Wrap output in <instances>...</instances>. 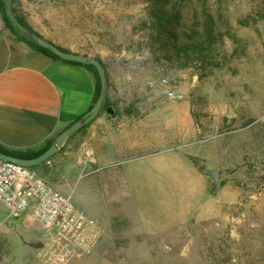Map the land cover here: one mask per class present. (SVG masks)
<instances>
[{
  "label": "rangeland",
  "instance_id": "1",
  "mask_svg": "<svg viewBox=\"0 0 264 264\" xmlns=\"http://www.w3.org/2000/svg\"><path fill=\"white\" fill-rule=\"evenodd\" d=\"M47 2L56 6L48 12L52 23H45L52 30L41 32L61 47L75 40L78 52L122 68L121 75L130 76L135 86L129 98L147 100L148 94L149 102L158 100L150 116L164 136L149 146L151 159L158 163L163 158L167 164L153 177L123 174L130 163L117 160L99 164L93 172L88 166L68 170L62 178L69 189L61 193L69 195L76 207L91 217L100 212L117 217L120 224L117 236L102 238L94 252L77 264H264V0H162L168 12L178 14L174 23L178 45L187 42L184 35L192 34L193 28L211 43V62L184 65V57H165L171 46L158 44L161 34L152 11L160 4L155 0H41ZM206 19L210 35L203 30ZM163 76L182 93L181 100L171 103L150 93L147 81ZM181 102L188 105L193 121L190 142L177 117ZM182 152L192 157L201 174L217 170L215 192L205 176L217 205L207 203L170 243L154 246L135 240L133 235L142 229L135 219L146 221V233L155 229L156 219L172 212L178 200L198 201L195 171L187 160L178 162L174 157ZM110 172L120 186L115 191L119 198L102 206L88 185ZM155 174H162L163 186L157 185ZM41 230L39 242L45 236ZM30 243L33 240L16 226L0 220V264H40L37 245Z\"/></svg>",
  "mask_w": 264,
  "mask_h": 264
},
{
  "label": "crops",
  "instance_id": "2",
  "mask_svg": "<svg viewBox=\"0 0 264 264\" xmlns=\"http://www.w3.org/2000/svg\"><path fill=\"white\" fill-rule=\"evenodd\" d=\"M11 5L14 14L29 28L58 44L41 32V30H52V27L46 29L45 23H52L48 12L56 6L48 2L43 4L41 0H11ZM73 24L71 22L68 25L72 27L71 35L75 33ZM62 47L83 53V51L78 52L75 40L74 42L69 40L68 45ZM99 59L105 67L108 79L106 99L113 107L115 115L110 116L105 111L99 112L79 131L67 137L54 154L32 169L36 175L60 192L68 193L69 188H66L62 181L67 171L72 169L82 171L84 166L90 167V172H93L98 169L99 164L106 165L123 160L122 162L130 163L129 167L123 168V171H126L123 174L128 172L135 174L136 177L142 176L141 178L153 177L155 172L162 173L164 166H167L163 158L158 163L153 161L151 159L153 152L149 150L154 139L164 138L162 129L158 126L155 129V118L152 119L150 116L158 100L151 103L147 95L148 101L144 99L134 101L129 98L135 93L131 77L128 75L124 77L121 75L122 68L107 65L101 58ZM94 92L95 79L87 68L53 59L17 40L5 26L0 12L1 147L23 152L42 150L58 133L79 119L91 107ZM180 104L176 110L181 116L177 117H180L185 124L184 133H187L186 138L189 139L187 142H190L194 136L193 121L188 115V105L185 102ZM187 142L184 145H187ZM189 156L186 152H182L174 157L178 162L187 160L191 164L189 165L192 171H195V179L200 191L198 201L178 200V205L171 209L172 212L169 211L166 217L156 219L155 229L146 233L143 226L147 224L146 221L135 219L136 225L142 226L140 232L133 235L135 240L141 239L154 246L170 243L174 241V236H177V231L185 229L187 221L191 220L195 213L200 214L207 203L217 205V199L207 190V176L199 172ZM155 176L158 177L159 183L157 181L154 183L163 186L162 174ZM116 179V175L110 172L88 185V190L93 197L97 195L102 206L106 203L110 204L114 197H118L119 194L115 191H118L120 186L117 185ZM102 213L103 215L100 212L94 217L102 227V238L104 241H109L112 239L111 236L120 233L118 229L120 224L117 217ZM0 220L12 223L21 233L29 236L33 240L30 247L37 245L36 249H38L41 245L39 242L42 236L41 227L33 222L29 212L16 218L11 217L0 204ZM77 263L78 261L75 260L72 264Z\"/></svg>",
  "mask_w": 264,
  "mask_h": 264
},
{
  "label": "built area",
  "instance_id": "3",
  "mask_svg": "<svg viewBox=\"0 0 264 264\" xmlns=\"http://www.w3.org/2000/svg\"><path fill=\"white\" fill-rule=\"evenodd\" d=\"M146 84L150 93L169 101L182 99V93L167 76ZM0 203L9 216L16 218L29 212L42 227L45 236L36 252L41 264H72L91 255L103 237L96 218L76 207L69 195L53 188L27 166L0 160Z\"/></svg>",
  "mask_w": 264,
  "mask_h": 264
},
{
  "label": "trees",
  "instance_id": "4",
  "mask_svg": "<svg viewBox=\"0 0 264 264\" xmlns=\"http://www.w3.org/2000/svg\"><path fill=\"white\" fill-rule=\"evenodd\" d=\"M166 0H163V2H165ZM159 2V3H156ZM162 0H155V4H160L159 7L153 9L152 14L154 15V17L156 18V22H157V28L160 30L159 33L161 34L160 37L158 36L157 38H159L158 40V44L160 47H166L167 46H171V50L169 51L168 49H166V56L165 57H175V58H180L183 60L184 57V61H183V65L184 64H190L192 62H200V63H205V62H211L210 59H212V54H211V46H209L211 43L207 44V42H205V40H208V36H203V34H196L197 32L193 31L191 32L192 34H185V38L187 40V42L182 43L180 45H178V35L176 33V27H175V22H177V16L175 14H171L170 12L167 11V9H165V7H163V5H161V3H163ZM13 10V9H12ZM0 12L2 15V19L4 21L5 26L9 29V31L12 34H15L18 36L19 39L25 41L32 49L42 52L46 55H48L49 57L56 59V60H61V61H65V62H69V63H73V64H77V65H81L85 68H87L94 76L95 79V92H94V97H93V103L96 100L98 93H99V78L97 75V71L95 70V68L90 65V64H82L79 62H75V61H70V60H63L61 58H59L57 55H55L54 53H52L50 50L43 48L35 43H33L32 41L28 40L26 37H24L14 26H12V24L10 23V21L8 20V18L5 15L4 12V3L3 0H0ZM14 12V10H13ZM17 20L23 24L27 29H29L30 31H32L33 33L39 35L40 37L44 38L43 36H41L40 34L36 33L35 31H33L31 28H29L23 20H21L16 14H15ZM206 18H211V16H206ZM210 20L206 19L204 20L202 26H203V30L205 28L204 31H206V33H208V35L212 34V29L210 27ZM156 27H154V29H157ZM161 31H164V34L162 35ZM196 32V33H195ZM157 38H152L151 39H156ZM46 39V38H44ZM48 40V39H46ZM49 42L55 44L54 42L48 40ZM189 42V43H188ZM57 47H59L60 49H63L65 51H67L68 53L70 52L68 49H65L57 44H55ZM97 59H99L98 57H95ZM100 60V59H99ZM186 61H188L186 63ZM92 103V104H93ZM92 106V105H91ZM109 106V103L107 101V99L105 98L104 103L101 107V109L99 110V112L101 111H105V108ZM98 112V113H99ZM84 126V125H83ZM83 126H81L80 128H78L74 133H76L77 131H79ZM73 133V134H74ZM52 141H49L47 143V145L40 151L37 152H33V151H13V150H7L3 147L0 146V151L3 153H7L16 157H20V158H25V159H29L32 158L38 154H40L42 151H44L51 143ZM189 159L191 160V162L193 163V165L198 168L200 171L201 169L194 164V161L192 160V157H189ZM35 166H31L29 167L30 169H33Z\"/></svg>",
  "mask_w": 264,
  "mask_h": 264
},
{
  "label": "water",
  "instance_id": "5",
  "mask_svg": "<svg viewBox=\"0 0 264 264\" xmlns=\"http://www.w3.org/2000/svg\"><path fill=\"white\" fill-rule=\"evenodd\" d=\"M3 3H4V12L6 17L8 18L12 26H14L24 37H26L28 40L32 41L33 43L50 50L52 53H54L63 60H70L82 64L92 65L97 71V75L99 78V93L92 106L79 119L75 120L65 129H63L60 133H58V135L53 139L50 145L40 154L32 158L25 159L7 153H3L0 151V160H7L22 166L31 167L49 158L63 145L67 137L72 135L78 128L88 123L98 114L108 92V79L106 76L105 67L99 59L76 52L68 53L63 49H60L55 44L33 33L32 31L27 29L23 24H21L17 20L12 10L11 0H3ZM105 112L110 116L115 115V111L113 107L110 105L105 108ZM204 174L211 179L212 181L211 189L213 192H215L219 187L217 170L215 169L206 170Z\"/></svg>",
  "mask_w": 264,
  "mask_h": 264
}]
</instances>
